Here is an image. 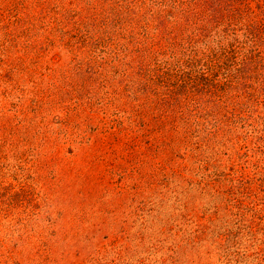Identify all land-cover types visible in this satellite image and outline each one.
<instances>
[{"label": "rangeland", "instance_id": "obj_1", "mask_svg": "<svg viewBox=\"0 0 264 264\" xmlns=\"http://www.w3.org/2000/svg\"><path fill=\"white\" fill-rule=\"evenodd\" d=\"M0 264H264V0H0Z\"/></svg>", "mask_w": 264, "mask_h": 264}, {"label": "trees", "instance_id": "obj_2", "mask_svg": "<svg viewBox=\"0 0 264 264\" xmlns=\"http://www.w3.org/2000/svg\"><path fill=\"white\" fill-rule=\"evenodd\" d=\"M235 41H239V39L237 38ZM239 50H240L239 51V56H236L235 55L236 54V51H232L233 57H236V59L238 58V61H236L237 63L235 62V60H234L233 63L234 64H238V66L241 67L240 70H242V72H240V77L246 78V74H248V73H250V72L253 71V68H250L251 66H246V65H251V63H246V60H249V58H250L249 55H248L250 52L245 51L244 48L243 49L242 48H239ZM219 51L220 52H216V53L213 52L212 54H214L216 56L214 63L216 65H218V67H222L221 65H222L223 62L221 63V59H222L223 55H225L224 52L227 53V52H230V51L225 47V45L223 47L221 46ZM220 56H222V57H220ZM170 98L171 97L169 96V99L166 100L165 102H162V103L155 100V103H156V108L155 109H158V111H159V117H160V118H157V121H159L161 119V117L164 115V111H166V106L167 105H171V110H172V112H174L173 106H172L173 105V102H170ZM165 120H167V121L166 122H163L164 121V119H163V120H161V123L158 122L157 125H160V126L157 128V130H159V128L161 127V125L162 126H166V128L168 127L167 128L168 130H175L176 129L175 126H174V123L171 124V122H170L171 116L168 117V119H165ZM174 120H175V118H174ZM144 129H145V127H144ZM117 139H119V138H117ZM156 150H158L157 147H156Z\"/></svg>", "mask_w": 264, "mask_h": 264}]
</instances>
